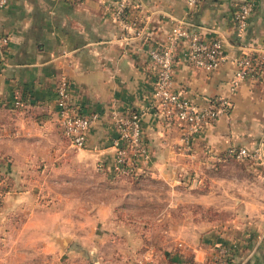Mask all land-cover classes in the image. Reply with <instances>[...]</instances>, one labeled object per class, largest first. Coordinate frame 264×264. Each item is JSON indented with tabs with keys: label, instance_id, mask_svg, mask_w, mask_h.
<instances>
[{
	"label": "crops",
	"instance_id": "obj_1",
	"mask_svg": "<svg viewBox=\"0 0 264 264\" xmlns=\"http://www.w3.org/2000/svg\"><path fill=\"white\" fill-rule=\"evenodd\" d=\"M131 1L138 9L123 26L107 14L100 0L75 4L7 0L0 11V35L9 38L0 64V182L8 191L0 204V264H133L142 259L170 264V258L180 264L176 250L194 264H210L218 249L230 250L235 264H264V243L259 246L254 237L241 235L233 239L237 227L264 224V199L252 196L254 182L235 187L212 182L206 175L212 167L233 162L225 157L229 147L264 148V73L239 86L225 113L204 126L194 137L191 152L185 153L179 129L152 103L155 70L148 60V52L164 42L175 23L216 37L222 45L217 70L205 73L191 67L181 43L173 55L172 86L199 107L225 97L235 70L232 61L264 49V0H200L193 10L184 0ZM246 2H253L254 10L237 33L233 14ZM61 77L69 84V102L79 114L98 116L79 150L69 146L57 126L54 92ZM125 112L140 117L146 155L136 164L138 181H160L171 194H193L180 186L190 183L193 167L209 168L204 171L205 186L194 192L199 193L203 216L151 218V226L155 221L167 227L153 235L162 243L155 255L151 248H129L131 242L150 238L147 231L140 235L126 228L133 218L119 221L113 211L122 206L100 203L88 209L89 220L77 218L75 205L89 190L85 184L112 178L105 170L114 155L110 117ZM100 164L103 174H97ZM246 168L252 179L264 181V170ZM226 196L239 212L222 218L212 210H223ZM143 221L140 217L136 222L148 226ZM232 226L234 231H228ZM99 236L110 245L121 242V252L114 254L118 260L106 261L99 251L80 247Z\"/></svg>",
	"mask_w": 264,
	"mask_h": 264
},
{
	"label": "built area",
	"instance_id": "obj_2",
	"mask_svg": "<svg viewBox=\"0 0 264 264\" xmlns=\"http://www.w3.org/2000/svg\"><path fill=\"white\" fill-rule=\"evenodd\" d=\"M75 4L85 0H64ZM107 14L115 23L126 25L131 13L138 9L131 0H100ZM188 10H193L200 0H184ZM7 5V0H0V11ZM254 10L253 2L240 5L233 14V26L237 33L244 30L247 20ZM9 38L0 35V64L3 62ZM185 43V58L194 69L205 73L217 70L222 60V45L216 37H204L200 33L187 31L183 23H175L162 44L148 52V60L155 70L154 87L151 94L152 103L162 118L174 124L180 133V142L185 153L192 150L194 137L207 124H212L222 116L230 106V96L246 80L256 79L264 73V49L244 53L241 58L232 61L235 70L231 77L228 93L225 97L213 99L207 106L199 107L190 103L180 91L172 86L173 55L177 47ZM69 84L64 77L58 79L55 87V112L57 126L61 136L73 149H82L89 129L97 121L96 114L81 115L69 102ZM115 131L112 140L114 155L108 169L111 176L129 178L135 175L136 164L141 156L146 155L141 136L140 117L134 112H125L110 117ZM262 147H229L225 157L234 162L249 165H260ZM103 171L104 165L96 166ZM1 187V182H0ZM133 264H150L146 260H137ZM210 264H235L230 250L218 249L210 260Z\"/></svg>",
	"mask_w": 264,
	"mask_h": 264
},
{
	"label": "rangeland",
	"instance_id": "obj_3",
	"mask_svg": "<svg viewBox=\"0 0 264 264\" xmlns=\"http://www.w3.org/2000/svg\"><path fill=\"white\" fill-rule=\"evenodd\" d=\"M263 149L264 148L262 147L263 154L261 155L262 162L260 163V167L259 165L252 164L247 166L248 168H246L243 164L233 161L224 163L220 167L210 168L212 170H210L211 172H209L208 174L204 172L205 169H209L207 166L206 168L200 166L193 167V171L195 173L191 170L192 178L190 177V183L183 182V184H186L188 187H190L191 184L197 182L196 185H194L191 190L186 189L188 187L185 185L180 186L184 187V189L187 191L193 192V194L180 192H178L177 194H171L169 192L168 186L165 183L154 180L140 182L137 179L131 180L127 178H117L112 180L110 179L109 181L102 180L101 182L99 181L96 184H85L84 187H88L89 190L87 189L84 194H80V198H83V200L85 201L81 199L80 202L75 205L77 207V213L80 214L77 216V218L86 217V220H89V218L87 219V216L91 215V211L88 209L100 203H109L112 206L116 205L118 207L122 206V208H116L115 211H113V213L117 215L119 221L123 220L122 223H127L130 218H133V220L129 222V225L126 226V228L131 229V231L133 232H138L140 235H142L143 231H147L148 238H150V240H147L144 237L141 243L139 241L131 242L129 243V248H136L137 251H146L151 248L155 255L156 249L159 250V247L162 243L153 235H155L156 231L159 233L163 232L167 227L161 224V222L156 225L155 221L151 226V218L155 219L156 217H159L161 219H165L164 217H169L170 214L173 216V218L185 216H203L204 210H201L199 204H197L199 193L197 194L194 192H198L203 186H205L206 181L204 180V173L208 175V178H213L212 182L218 180L219 182L222 181L224 185L229 184L234 185L235 187L248 186L249 184L247 182L252 181L254 182V190L252 192V196L258 201H262V199H264V181L258 179L256 176H254V178L252 179V176L247 174L244 169L246 168V170L250 172H260L261 170H264ZM255 167L258 169L256 170ZM215 177H217L218 179H214ZM185 181H187V179H185ZM236 196L239 195L235 194V197ZM204 201L208 202V200ZM231 201L232 200L226 196L221 202L223 210L212 211L218 213V216L222 218H227L228 216H231L232 213H234L235 215L238 214L239 209H235L237 205H233ZM171 202H174V204L176 205L174 208L168 207ZM138 203L140 205H138ZM72 209H74V207ZM168 209H171V212ZM140 217L142 218V220H144L143 223L145 222L148 226L136 222ZM118 228L119 227L117 226L116 229ZM102 229H100V232H102ZM227 229L228 231H234L233 226L227 227ZM237 229L238 230H235L234 233L237 236H235L233 239H238L241 235L242 237H247L248 239H253L254 237V240L259 242V246L262 245L261 243H264V224L256 226H242L237 227ZM250 235L253 236H251L250 238ZM99 238L98 241L93 242L88 239L85 242L80 243V247L85 248L83 250L91 248V250L99 251L101 253L100 254L98 252L100 258L106 261L117 259L114 254L121 252V242L113 243V245H110L109 243L104 242L102 236H99ZM254 240L251 241L252 244H254ZM251 243L249 241V244ZM10 246H13V244H10ZM138 246L140 248L139 250ZM243 254L244 251H242V256ZM121 261L122 260L119 259V262Z\"/></svg>",
	"mask_w": 264,
	"mask_h": 264
},
{
	"label": "trees",
	"instance_id": "obj_4",
	"mask_svg": "<svg viewBox=\"0 0 264 264\" xmlns=\"http://www.w3.org/2000/svg\"><path fill=\"white\" fill-rule=\"evenodd\" d=\"M102 172L101 174L104 173V171H97V174ZM107 172V171H106ZM112 178L111 179H117L118 177L116 176H111ZM2 178H0V181H1ZM121 179V178H120ZM127 179H131V180H135L137 179L136 178V175H132L131 177L127 178ZM8 193L7 189L4 188V187H0V204L2 202V199L3 197ZM176 257H177V261L180 262V264H194L193 263V260L191 257L189 256H183L182 254H180L177 250H176ZM171 254V253H170ZM170 254L169 255H166L167 258H170ZM169 263L170 264H173L174 262L171 261V258L169 259Z\"/></svg>",
	"mask_w": 264,
	"mask_h": 264
}]
</instances>
